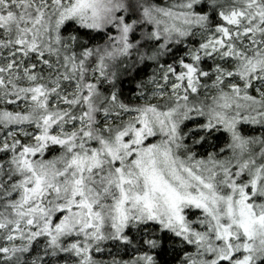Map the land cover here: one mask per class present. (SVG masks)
<instances>
[{"label": "snow or ice", "instance_id": "obj_1", "mask_svg": "<svg viewBox=\"0 0 264 264\" xmlns=\"http://www.w3.org/2000/svg\"><path fill=\"white\" fill-rule=\"evenodd\" d=\"M0 264H264V0H0Z\"/></svg>", "mask_w": 264, "mask_h": 264}]
</instances>
